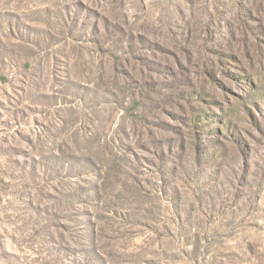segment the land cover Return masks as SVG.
I'll return each mask as SVG.
<instances>
[{"label": "rangeland", "instance_id": "obj_1", "mask_svg": "<svg viewBox=\"0 0 264 264\" xmlns=\"http://www.w3.org/2000/svg\"><path fill=\"white\" fill-rule=\"evenodd\" d=\"M97 1L82 0L88 7L106 5L104 0ZM111 2L109 7L127 12L138 28L157 31L182 58L189 49L208 57L220 48L221 53L252 56V65L246 63L250 72L264 69V46L257 50L244 45L250 26L257 32L256 39H264V0ZM68 3L74 17L72 33L67 35L63 27L61 34L46 39L41 31L47 28L39 21L43 9L57 11L54 4ZM85 5L79 8L76 0H0V264H115L107 243L109 256L93 250L90 243V222L104 213L106 197L95 188L102 181L99 173L103 176L104 161L114 165L115 154L128 155L142 180L160 183L151 172L153 156L137 145L145 132L144 121L132 123L126 111L130 104L105 103L95 83L105 56L112 59L114 54L128 52L125 39L114 30L106 33L99 28ZM174 30L178 34L173 38L170 33ZM76 52L86 69L82 81H73L71 64ZM199 60L206 63L205 57ZM187 75L181 68L177 79L184 81ZM220 78L224 83L220 90L230 87L233 96L245 97L226 104L221 113L237 125L232 130L235 138L247 136L243 153L230 149L225 162V167L242 169L245 164L249 168L245 179L244 174L232 178L243 197L234 201L231 194L221 195L226 200L209 214L208 227L197 229L198 234L194 226L180 228L176 208H169L165 217L174 219L171 227L176 242L159 256L168 260L166 264H264V82L258 81L251 97L255 89L251 85L233 84L224 73ZM88 79L93 83H86ZM137 111L142 114L138 105L133 112ZM217 126L211 124L213 130ZM75 134L82 136V142L87 140L94 153H102L103 148L100 163L75 153V157H55L58 142H69ZM132 150L137 157L130 155ZM218 156L216 152L207 159L202 184L211 187L226 182L216 172ZM181 182L174 178L172 184L180 188ZM193 182L183 184L182 195L189 196L185 191L190 192L188 186L196 187ZM143 243V238L134 241L138 246ZM189 243L197 245L194 254L188 253L192 249ZM155 249L151 251L160 252Z\"/></svg>", "mask_w": 264, "mask_h": 264}, {"label": "trees", "instance_id": "obj_2", "mask_svg": "<svg viewBox=\"0 0 264 264\" xmlns=\"http://www.w3.org/2000/svg\"><path fill=\"white\" fill-rule=\"evenodd\" d=\"M76 1L80 4L79 8L85 5L82 0ZM104 1L106 5H85V8L95 17L96 24L99 28L102 26L104 32L114 30L125 39L128 52L114 54L112 59L110 55L105 56L95 83L105 103L130 104L126 111L131 116L132 123L137 125L140 120L144 121L145 132L137 145L153 156L150 166L154 170L151 172L157 174L160 183L149 184L142 180V173L133 167L128 155L115 154L112 159L117 162L114 165L105 160L103 176L99 169L102 181L95 185L96 193L106 197L104 213L98 215V221L90 222V243L93 250L98 249L105 255L108 254L105 248L107 243L106 247L113 250L111 256H108L115 264H166L168 260L160 259L159 256L172 249L176 242L175 232L171 227L174 219L165 217L169 208H176V220L180 228L183 225L189 228L194 226L193 231L198 234L200 232L197 229L208 227L206 220L211 218L209 214H214L216 207L226 200L220 199L221 195L231 194L234 201L242 200L243 196L239 191L241 188L239 184L234 186L233 179L243 174L242 178L245 179L249 168L245 164L242 169L229 168L225 167V162L230 149L243 153L242 144L245 143V148L247 147V136L241 134L240 139L235 138L232 130L237 125L232 118L223 117L221 113L226 104H233L235 99L239 101L245 97H234L230 87L225 91L220 90L224 85L220 77L224 73L233 84L239 82L251 85V89L255 88L250 94L252 97L258 81L264 82V69L258 73L250 72L246 63L252 65V56L247 54L242 57L235 52L221 53L220 48L215 49L208 57L203 56L208 66L205 62H200L199 59L203 57L191 49L182 58L179 52H174L167 46L168 42L157 31L149 30L148 26L138 28L127 12H116V7L108 5V2L112 4L111 0ZM119 1L122 3L124 0ZM54 6L57 11L51 7L44 8V17L39 20L47 28L41 31L46 39L61 34L60 29L63 27L67 29V35L72 33L74 17L71 5ZM254 13L253 10L251 21ZM248 29L244 45L257 50L264 46V39H256L254 27L250 26ZM170 34L174 38L178 33L174 30ZM180 40L175 42L180 43ZM79 47L81 46L77 45ZM102 52L106 54L107 50L102 48ZM76 54L77 52L73 54L71 64L73 81H82L86 69L82 68ZM186 63L190 66H186ZM27 66H31L30 61ZM91 66L94 71L92 62ZM200 66H204V69L200 70ZM181 68H185L188 73L184 81L177 79ZM86 83L93 81L88 79ZM216 90L220 92L215 93ZM137 105L141 107V115L139 111L133 112ZM213 121H217V124ZM212 123L218 125L215 130L211 127ZM214 134L218 135L215 139ZM81 139L82 136L78 137L77 134L72 135L69 142L61 139L57 145L58 155L55 157L70 158L75 157V153L78 158L79 155H84L86 159H94L100 163L101 157H104L103 148L102 153H94L87 146L88 141L82 142ZM86 152H89L88 157ZM216 152H219V158H215L216 172L224 176L226 182L213 183L210 187L202 184V172L207 159ZM130 155L137 157L134 150ZM89 161L95 164L93 160ZM174 178L183 181L180 188L176 187V183L172 184ZM193 179L196 187L188 186L190 192L186 190L185 194L189 196L182 195L183 184ZM259 201L260 199L257 202ZM59 227L63 229L62 224ZM58 234L64 237L62 232ZM142 238L143 245L134 244L136 239ZM188 245L192 246L188 253L194 254L196 243ZM154 247L160 252H152ZM177 249L180 250V245Z\"/></svg>", "mask_w": 264, "mask_h": 264}]
</instances>
